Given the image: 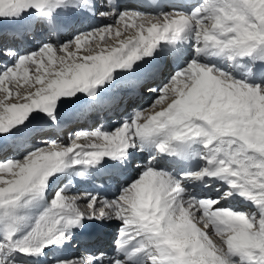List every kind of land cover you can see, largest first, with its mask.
Here are the masks:
<instances>
[{
	"label": "snow or ice",
	"instance_id": "1",
	"mask_svg": "<svg viewBox=\"0 0 264 264\" xmlns=\"http://www.w3.org/2000/svg\"><path fill=\"white\" fill-rule=\"evenodd\" d=\"M107 3L111 6L113 0ZM64 4L65 0H0V18L17 17L29 9L48 16ZM100 15L115 16L114 23L63 45L44 44L0 71V133L19 126L34 111L55 122L58 100L77 93L94 96V89L110 82L114 71L130 69L152 56L161 43L176 41L186 31L192 33L197 56L212 51L231 61L256 54L255 59L264 61V0H201L189 14L116 13L113 8ZM148 91L156 93L150 106L134 111L111 132L80 131L67 146L47 141L21 160L0 162V264H16L14 252L42 255L45 248L70 238V229L84 219L106 218L121 221L115 249L124 259L113 258V264H127L145 251L149 264H264V86L194 58ZM90 138L91 143H77ZM137 141L155 142L160 153L169 154L180 143L198 141L206 164L181 179L215 178L229 191L216 200L185 195L181 181L154 170L150 158L112 199L57 189L48 207L20 233L17 209L42 198L50 177L67 167L94 166L105 157L122 159ZM233 191L254 210L222 206L221 200ZM95 260L88 255L56 264Z\"/></svg>",
	"mask_w": 264,
	"mask_h": 264
},
{
	"label": "bare ground",
	"instance_id": "2",
	"mask_svg": "<svg viewBox=\"0 0 264 264\" xmlns=\"http://www.w3.org/2000/svg\"><path fill=\"white\" fill-rule=\"evenodd\" d=\"M200 3L201 0H113L110 6L107 0H65L63 6L57 7L48 16L28 10L17 17L0 18V39L4 38L3 36L12 37L11 32H17L21 34L17 39L18 45L22 44V49L15 57L4 61L5 65L0 64V71L13 65L19 56L35 52L44 44L63 45L82 33L113 24L115 16L109 19L100 15L113 8L116 13L129 11L158 15L161 12L177 11L189 14L188 11ZM50 18L61 22L58 35L47 32L44 27ZM194 44L191 31H186L176 41L161 43L152 56L135 62L130 69L114 71L110 82L94 89V96L77 93L75 97L68 98L72 99L69 102L56 104L55 122L45 115L36 122L13 127L14 129L8 131L0 140V162L9 159L21 160L34 149L44 147L47 141L67 146L80 131L100 128L110 132L118 122L123 123L125 119H129L134 111L150 106L156 98V93L149 92L148 89L158 88L166 83L175 71L185 67L194 58L197 62L229 73L236 79L264 86V61L255 59L256 54L234 58L231 61L226 56L212 51L197 56ZM11 45L10 41L4 42L6 47H0L2 56L9 55L7 53L11 50L8 47H12ZM92 48L97 50L95 44ZM164 73L166 77L163 76ZM91 142V138L77 141L79 144ZM176 147L178 150L171 154L160 153L155 147V142L137 141V146L129 148L128 154L122 159L105 157L94 166L67 167L54 174L49 178L42 198L30 201L26 211L24 209L25 215L21 214L23 217L18 225L20 233L26 231L48 207L57 189L65 188L68 195L92 193L112 199L119 194L122 187L127 186L141 173L150 158L154 170L163 171L181 181L185 195L196 199L216 200L219 194L229 191L227 184L215 178L181 179L182 174L196 172L205 166L206 160L202 158L205 156V149L198 141L183 142ZM120 177L125 179L121 181ZM84 202L86 201H80L81 204ZM221 205L230 206L235 211L254 210L250 201H246L234 191L221 200ZM120 226L121 221L113 218L84 219L81 226L70 229V238L45 248L42 255L25 257L18 252L11 255L16 258V264H56L57 260H75L88 255L97 257L93 264H113V258L124 259V254H117L115 249V239ZM101 253L104 254L103 258L100 257ZM127 264H149L147 252L138 253Z\"/></svg>",
	"mask_w": 264,
	"mask_h": 264
},
{
	"label": "rangeland",
	"instance_id": "3",
	"mask_svg": "<svg viewBox=\"0 0 264 264\" xmlns=\"http://www.w3.org/2000/svg\"><path fill=\"white\" fill-rule=\"evenodd\" d=\"M191 9V8H190ZM192 10V9H191ZM191 10H189L188 11V13H190V11ZM166 74L164 73L163 74V76L164 77H166L165 76ZM25 87V86H24ZM73 97H75V95L73 96ZM68 98H62L60 101H59V103H57V105L58 104H64V103H67V101L69 102V100H72V99H68ZM43 116H45V114L44 113H42V112H39V111H34V112H32L30 115H29V117L22 123V124H25V123H29V122H36V121H38L40 118H42ZM119 119V118H118ZM122 123L121 122H118L115 126H113L109 131L111 132L112 130H114L115 129V127H119L120 125H121ZM16 127H18V126H16ZM114 128V129H113ZM14 128H12L11 130H13ZM7 132H5V133H0V140L4 137V135L6 134ZM31 138H33V137H31ZM29 141H32V140H29ZM51 190H52V188H51ZM32 202V201H31ZM30 203V202H29ZM29 203H27V204H22V206L20 207V208H22V210L24 211V209H25V211H26V208H27V206L29 205ZM24 207V208H23ZM17 209L18 211V213H16L17 214V216H20V217H23L24 215H25V211L23 212L21 209ZM20 211H22V212H20ZM21 214L23 215V216H21ZM114 230L116 231L117 229L116 228H114ZM1 234H0V236H2V232H0Z\"/></svg>",
	"mask_w": 264,
	"mask_h": 264
},
{
	"label": "water",
	"instance_id": "4",
	"mask_svg": "<svg viewBox=\"0 0 264 264\" xmlns=\"http://www.w3.org/2000/svg\"><path fill=\"white\" fill-rule=\"evenodd\" d=\"M29 10H31V11H33V12H36L35 10H33V9H29Z\"/></svg>",
	"mask_w": 264,
	"mask_h": 264
}]
</instances>
